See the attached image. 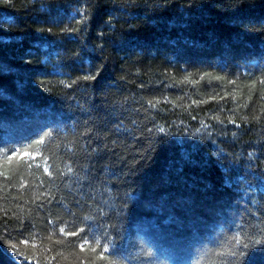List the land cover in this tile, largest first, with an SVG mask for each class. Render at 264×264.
<instances>
[{
	"label": "trees",
	"instance_id": "16d2710c",
	"mask_svg": "<svg viewBox=\"0 0 264 264\" xmlns=\"http://www.w3.org/2000/svg\"><path fill=\"white\" fill-rule=\"evenodd\" d=\"M0 264H264V0H0Z\"/></svg>",
	"mask_w": 264,
	"mask_h": 264
},
{
	"label": "snow or ice",
	"instance_id": "6c2138e0",
	"mask_svg": "<svg viewBox=\"0 0 264 264\" xmlns=\"http://www.w3.org/2000/svg\"><path fill=\"white\" fill-rule=\"evenodd\" d=\"M49 175H51V173H49ZM60 231H61V232H63V231H64V229H63V228H61V229H60ZM72 235H76V233H72Z\"/></svg>",
	"mask_w": 264,
	"mask_h": 264
}]
</instances>
